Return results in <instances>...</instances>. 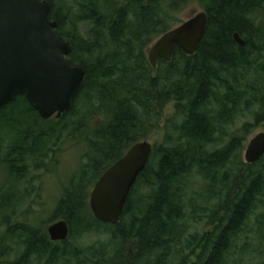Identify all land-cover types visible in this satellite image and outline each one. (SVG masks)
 I'll return each instance as SVG.
<instances>
[{
	"label": "trees",
	"instance_id": "16d2710c",
	"mask_svg": "<svg viewBox=\"0 0 264 264\" xmlns=\"http://www.w3.org/2000/svg\"><path fill=\"white\" fill-rule=\"evenodd\" d=\"M47 1L56 32L71 45L67 57L83 68L85 80L59 118L42 119L24 95L0 108V169L6 172L0 213L12 194L7 185L30 166L57 169L61 145L70 141L77 161L60 182L51 217L65 220L69 233L54 242L42 226L4 218L0 261L264 264V252L255 263L242 256L253 224L264 232V155L253 163L241 157L246 134L264 122V0H196L207 23L195 52L175 47L156 67L147 58L149 45L170 29L167 14L194 0ZM169 103L163 138L153 144L119 223L96 220L90 188L159 126ZM245 112L253 119L227 133ZM190 217L211 230L191 231Z\"/></svg>",
	"mask_w": 264,
	"mask_h": 264
},
{
	"label": "water",
	"instance_id": "95a60500",
	"mask_svg": "<svg viewBox=\"0 0 264 264\" xmlns=\"http://www.w3.org/2000/svg\"><path fill=\"white\" fill-rule=\"evenodd\" d=\"M47 0H0V108L17 95H24L42 119L67 113L85 80L82 67L71 64V45L56 32L57 22L49 17ZM207 23L200 11L159 35L148 47L152 67L159 58L169 61L179 47L185 54L195 52ZM234 39L244 40L237 32ZM152 144L133 143L98 177L89 194V206L96 220L117 225L130 190L144 169ZM264 155V131L248 141L244 160L253 163ZM53 241L68 236V225L60 219L47 227ZM0 264H6L0 262Z\"/></svg>",
	"mask_w": 264,
	"mask_h": 264
},
{
	"label": "rangeland",
	"instance_id": "374dc122",
	"mask_svg": "<svg viewBox=\"0 0 264 264\" xmlns=\"http://www.w3.org/2000/svg\"><path fill=\"white\" fill-rule=\"evenodd\" d=\"M200 11H203L200 2L194 0L191 1L184 10L174 14L168 13L167 18L171 25L170 28L179 25ZM172 106L173 104L169 103L165 107L159 126L155 128L144 140H147L152 145L162 140L164 134L162 129L164 126V120L166 116L173 113ZM252 119V115L245 112L243 115L237 116L234 119L233 124L227 126L225 130L227 133L237 131L244 121H251ZM262 131H264V122L258 125H253L250 131L246 134L247 137L243 142V148L241 151L243 161L244 151L249 139ZM61 148L63 151L59 156L60 162L57 169L52 171V164L48 165V168H34L30 166L28 172L20 181L7 185L11 186L9 187V192L12 191V194L7 202L8 205L3 206V211L0 213V235L5 229V224H3V221L5 220L4 218L15 225L17 222H20L31 226H42L43 229H46L47 226L55 221L51 217L61 193L62 185L60 182L65 179L66 174L75 168V162L77 161L78 155V153L75 152V147H73V144L70 141H65L63 145H61ZM5 174L6 172L0 169V189L4 185V179L6 178ZM90 191L91 188L89 193ZM263 209L264 207L260 208V210ZM189 222L191 224V231L197 230L202 232L204 230H211V226L206 224L201 225L200 223L195 222V220L191 217ZM97 236L98 235H96V237L94 235H89L86 238V241H93L97 238ZM245 241H247L246 249L242 252L244 262H257L262 257V253L264 252V232H259L257 227L253 224V227L248 231V236L245 238ZM240 243H242V241H240ZM6 257L7 258H5V260H10L17 257V255L14 253L7 255ZM194 260L195 257L193 255L190 257V261Z\"/></svg>",
	"mask_w": 264,
	"mask_h": 264
}]
</instances>
